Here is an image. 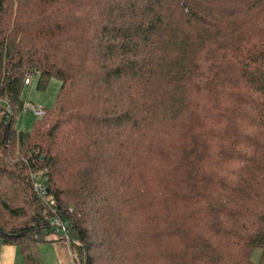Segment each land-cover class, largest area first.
<instances>
[{
  "label": "trees",
  "instance_id": "trees-1",
  "mask_svg": "<svg viewBox=\"0 0 264 264\" xmlns=\"http://www.w3.org/2000/svg\"><path fill=\"white\" fill-rule=\"evenodd\" d=\"M28 74L60 87L24 132ZM0 99L22 264L64 242L34 174L74 264H263L264 0H0Z\"/></svg>",
  "mask_w": 264,
  "mask_h": 264
},
{
  "label": "rangeland",
  "instance_id": "rangeland-1",
  "mask_svg": "<svg viewBox=\"0 0 264 264\" xmlns=\"http://www.w3.org/2000/svg\"><path fill=\"white\" fill-rule=\"evenodd\" d=\"M48 83L49 84L46 87V89L40 92L36 90V80L33 79L32 85L29 87L26 86L23 89V92L21 95L22 100L25 101V103L27 101L28 103L36 105L43 109L51 108L55 101V98H56L55 96L60 87V83L56 79H51ZM32 122H33V117L31 116V114H27V116L20 115L16 122V128L25 132L30 129L29 127ZM46 248L50 249L48 247H45L44 249ZM252 254H253L251 258L252 261L256 263L260 261L261 254L258 249L254 250ZM49 257H51V253L46 251V256H45L46 262L49 261L48 260Z\"/></svg>",
  "mask_w": 264,
  "mask_h": 264
},
{
  "label": "built area",
  "instance_id": "built-area-1",
  "mask_svg": "<svg viewBox=\"0 0 264 264\" xmlns=\"http://www.w3.org/2000/svg\"><path fill=\"white\" fill-rule=\"evenodd\" d=\"M34 75L28 74L25 77L24 83L30 84L32 81ZM0 102L1 99H0ZM6 112L9 114V108L6 106ZM22 115L27 116V114H31V116L35 119H40L44 115L43 108H40L36 105L30 104L28 102L24 103L22 106ZM32 184L34 187V192L36 196L45 203L47 208L49 209L51 213V218L48 221V225L51 228V230L55 231L57 234L61 235V238L64 240V242L68 243V225L66 222L62 221L60 218L56 216L54 203L51 201L50 198L47 197L46 194V186H44L43 179L41 178V174H34L31 176Z\"/></svg>",
  "mask_w": 264,
  "mask_h": 264
},
{
  "label": "crops",
  "instance_id": "crops-1",
  "mask_svg": "<svg viewBox=\"0 0 264 264\" xmlns=\"http://www.w3.org/2000/svg\"><path fill=\"white\" fill-rule=\"evenodd\" d=\"M48 239H56V236L50 235ZM38 246L39 258L42 264H74L69 245L63 241L45 242ZM45 247L50 249H44ZM46 251L51 253L48 262L45 260ZM0 264H22L17 247L0 245Z\"/></svg>",
  "mask_w": 264,
  "mask_h": 264
}]
</instances>
